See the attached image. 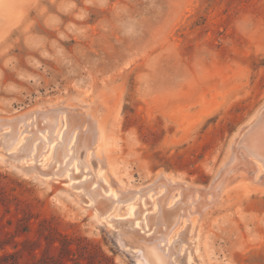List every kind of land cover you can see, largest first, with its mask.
Instances as JSON below:
<instances>
[{
    "label": "rangeland",
    "instance_id": "rangeland-1",
    "mask_svg": "<svg viewBox=\"0 0 264 264\" xmlns=\"http://www.w3.org/2000/svg\"><path fill=\"white\" fill-rule=\"evenodd\" d=\"M20 2L0 38V121H7L1 131L30 116L22 127L29 141L19 154L35 142L40 148L35 138L37 126L48 123L46 109L72 107L71 119L85 110L81 104L97 109L109 119L105 182L129 192L169 177L167 190L154 196L161 200L171 188L179 196L162 208L195 210L179 231L192 239L181 255L192 250L201 264H264V188H252L254 178L246 189L237 182L239 173H255L254 155L247 159L242 148L264 156V117L248 126L264 112V0ZM252 140L258 144L250 146ZM47 147L16 162L0 154V264L43 258L57 264L65 245L72 254L61 258L64 264H143L139 250L125 246L107 221L128 228L136 216L125 211L130 201L117 203V216L108 211L99 220L92 201L81 200L82 208L73 201L70 191H81L74 186L92 178L86 166L69 164L62 152L48 183L32 176L29 165L52 164ZM0 150L11 156V149ZM257 180L264 183V173ZM145 195L131 201L152 216ZM158 226L134 225L147 236L160 235Z\"/></svg>",
    "mask_w": 264,
    "mask_h": 264
},
{
    "label": "bare ground",
    "instance_id": "bare-ground-1",
    "mask_svg": "<svg viewBox=\"0 0 264 264\" xmlns=\"http://www.w3.org/2000/svg\"><path fill=\"white\" fill-rule=\"evenodd\" d=\"M20 1L21 0H0V29L3 28L5 25H7L6 28L8 26L10 27L11 24L13 25L14 21H12V19L15 18V15L13 14L14 16H12V13L14 12L15 14L18 13L20 8L19 7L20 5H18V3L20 4L21 3ZM23 2L24 1H22V3ZM6 28H3L2 29L3 31L0 32V38L4 35V33H6L7 31ZM79 106L85 110L83 111L79 110L76 113L77 116L79 117L78 118L75 117V119L74 118L71 119L68 116L70 114V111L73 109L72 107L69 108L68 106V109H63L61 105L60 106L57 105L46 109V111H49L45 115V118L46 119L48 118V123L43 126L41 125L37 126V131L39 132L38 133L39 135H36L35 138V139H40V143H41L40 148L38 149V142H35L32 145H30L29 150L23 154H19V153L24 151V149L26 148L29 141V135L24 133L26 131V128H22V127L26 125V123L28 122L27 120L30 118V116L25 118L23 117L24 119L22 118L23 123L20 124L21 126H18L17 124L12 131L8 130L6 132L1 131L4 129L2 127L7 124V121H5L6 119L5 120L3 119L4 122L0 121V149L1 148L7 150L11 149V156L3 154L4 152L1 150H0V154L4 157L10 158L12 162L18 161L23 156H29L31 159H34L35 157H37L35 154L37 150H39L38 154L40 156L42 153H44V149L47 147V143L50 144L52 141H54L49 147H47V151H49L48 157L49 160H51L49 163L56 162L57 160L63 161L64 157L62 152H64V155H67V158L69 157V164L72 163V165L75 167L76 165H84L88 168V171L91 172L92 174V178L90 181L80 183L79 185L74 186L76 188L81 189V191L79 192H75L73 190L70 191L73 196L72 199L76 204L79 205L80 204L79 202L81 200L92 201V204L91 206H89V208L93 206V208L95 209L97 208L100 209V212L94 214V218L99 220L100 219L99 216L104 217L106 219V216L104 215L108 211H111L112 213L114 212V216H117L119 212V206L117 203L121 201H130L127 207L125 208V211H127L129 214H133L134 212H136V216L133 219H129L127 223H125L126 225L128 224V228H124L122 224H118V222L114 221L112 218H109L107 221L113 222V225L117 229L116 232L118 236L125 241L124 243L125 246L128 247L129 245L130 247H135L136 249L139 250L142 256L143 264H201L199 259L197 258L196 253H192V250L184 255H181L178 252L179 250H183L182 246L184 245V243H188L189 245L191 244L192 239H190L191 236L188 235V231L184 234H180L179 231L181 227H183L184 224L187 222L189 214L193 213L195 210L191 211L190 209L192 208L190 206L189 209L184 208L182 210H180V206L177 209H175L176 208L175 207L172 210H169L167 208H162L161 206L162 201L172 202L177 200L174 197H176L177 195L179 196V192L177 194L171 192L172 189L174 188H171L170 191L167 193L166 197L161 200L160 198L157 199V197L154 196V194L156 193L163 192L164 186L166 188L165 190H167V186L171 184L172 179L170 180L169 177H166V181L164 183L162 181V183L158 184L155 187H148L145 188L144 190L143 189L139 190L138 188V190L129 191V192H125L124 190H123L124 192L118 191V189L112 186V183L108 184L107 182H105L109 180L108 174L106 173V169L110 167V161L107 154L103 153V149L105 145H108L107 144L108 134H107L106 126L109 123L107 124L106 122H108L109 119L108 121L102 119L101 116H99L97 109L96 111L91 110L85 108V106L82 104ZM76 109L74 107V110ZM35 112L36 111H34V113ZM76 114L74 113V116ZM25 115L26 114L23 113L20 116L22 117ZM117 115H118V107L112 113V118H113L112 120L117 119ZM263 117H264V112L257 111L255 116L253 117L254 119L252 121L250 120L251 122H249L248 126L254 127L263 119ZM14 118L17 119V117ZM7 120L10 121L12 119L8 118ZM39 121L42 122L43 121L42 118ZM35 122L36 121L34 120V118H32L31 124H34ZM19 123H21V121ZM27 124L29 126V123ZM110 126L112 125L110 124ZM262 133L264 135V131ZM250 134L247 135H249L250 137ZM257 134H259V132H257ZM240 135L242 134H239V137L237 136V138H240L241 137ZM259 136L257 138H259ZM246 137L248 138V136ZM260 139L261 138H259V140ZM254 142L256 143V140ZM257 144L258 143L251 144L250 146H255ZM240 153L246 158L247 156L249 157L251 154L254 155L255 160H252L251 163L255 166V173L252 174L253 176H250L246 173H239L237 182L240 183L246 189V187L252 185L250 183L251 178H254L253 182L255 183V185H252V188H255L256 190L258 188L263 189L264 183H261V181L257 180L259 172L264 173V156L262 152L253 151L251 153L242 148L240 150ZM241 155L240 157H242ZM233 156L232 153H228L227 161H229ZM227 161L223 163V166L227 164ZM52 165H54V163L41 167H38L36 165H29V167L27 168L31 172L34 178L40 180L41 182L48 183L49 181L48 175L56 171V170L54 171L52 170L53 168ZM66 169L67 166L66 168L61 169V171L58 173H61ZM228 170L230 171L233 169L229 168ZM226 173L229 172L227 171ZM45 176H47V178ZM72 176L78 177L79 175L72 174ZM100 176H102L103 179H101ZM95 182H97V187L93 189L91 188V186ZM224 185H228V184H224ZM101 190L103 191L109 190L110 196L109 197L107 196V198L104 197L103 196L104 194L102 195ZM143 194H146L148 195L149 198H152V202L151 201L149 202L152 204L153 209L156 210L152 216L142 214L143 209H141L140 205L137 209L135 207L134 202L131 201L133 198L138 197V195L139 197H141ZM93 200H95V202ZM189 204H187V206ZM79 206L82 208L81 205ZM136 218L140 219V223L137 222V220H135ZM139 224H141L142 227L147 226L148 224L150 226L155 224L158 226L159 224L160 227L159 226L156 227V231L159 232L160 235H156V236L155 235L147 236L143 234L141 235L138 228L134 227V225H139ZM175 236L178 237L177 240L173 239ZM172 241H176V242L173 246H169V244ZM191 249H193V247Z\"/></svg>",
    "mask_w": 264,
    "mask_h": 264
},
{
    "label": "trees",
    "instance_id": "trees-1",
    "mask_svg": "<svg viewBox=\"0 0 264 264\" xmlns=\"http://www.w3.org/2000/svg\"><path fill=\"white\" fill-rule=\"evenodd\" d=\"M62 249H63V255L59 256L57 264H64L63 261L61 260V258H63V256H68L69 254H72L69 246L65 245V247H63ZM40 264H47L44 262V258L40 260Z\"/></svg>",
    "mask_w": 264,
    "mask_h": 264
}]
</instances>
